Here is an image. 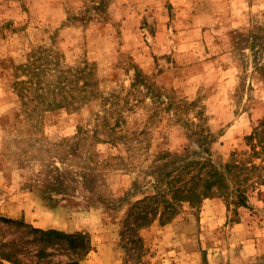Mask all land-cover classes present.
Wrapping results in <instances>:
<instances>
[{"label": "rangeland", "instance_id": "374dc122", "mask_svg": "<svg viewBox=\"0 0 264 264\" xmlns=\"http://www.w3.org/2000/svg\"><path fill=\"white\" fill-rule=\"evenodd\" d=\"M254 35H264V0H0V217L88 233L95 251L82 264H124L122 223L153 192L156 156L226 163L264 118ZM104 117L119 125H102L100 143ZM79 129L89 138L76 144ZM200 129L216 141L189 134ZM84 165L98 168L97 186L69 188V170ZM262 190L239 223L220 198L155 223L144 261L264 264Z\"/></svg>", "mask_w": 264, "mask_h": 264}, {"label": "trees", "instance_id": "16d2710c", "mask_svg": "<svg viewBox=\"0 0 264 264\" xmlns=\"http://www.w3.org/2000/svg\"><path fill=\"white\" fill-rule=\"evenodd\" d=\"M251 38L254 43L262 40L264 45V35ZM33 76L41 84L40 71L34 69ZM26 84L17 83L24 86L19 93L21 99L24 98ZM150 90L153 89L150 87ZM108 124V119L104 117L94 131L100 143L103 142L98 137L100 128L114 132L119 125L116 122L110 128ZM189 134L200 138L205 147L217 139L212 132L204 129L191 130ZM88 138L89 135L79 129L78 135L71 141L81 144ZM204 151L209 153V148ZM78 154L77 151L69 160L72 161ZM156 157L163 163L154 161L147 173L153 179L146 186L153 192L144 194L143 198L131 204L122 223L120 245L125 254L124 264H147L144 258L149 250L143 232L155 223L161 226L171 224L186 207L199 210L207 199H223L228 212L235 217L231 221L240 222V209H252L251 197L261 195L264 189V118L246 137V149L241 154L232 153L226 163H216L210 158L175 161L169 151ZM89 160L92 162L91 157ZM83 170L80 174L69 170V188L72 183L78 182L77 179L84 181L83 188L97 186L98 168L90 170L84 165ZM137 189L141 190L138 186ZM93 251L95 247L88 233L43 230L25 221L0 217V264H82ZM60 255H66L70 262H56V257Z\"/></svg>", "mask_w": 264, "mask_h": 264}]
</instances>
